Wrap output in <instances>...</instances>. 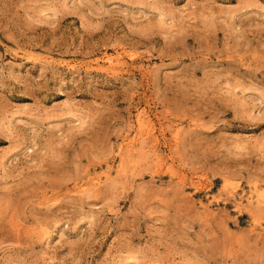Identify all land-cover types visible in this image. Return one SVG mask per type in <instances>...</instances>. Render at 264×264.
I'll return each mask as SVG.
<instances>
[{"label": "rangeland", "instance_id": "rangeland-1", "mask_svg": "<svg viewBox=\"0 0 264 264\" xmlns=\"http://www.w3.org/2000/svg\"><path fill=\"white\" fill-rule=\"evenodd\" d=\"M0 264H264V0H0Z\"/></svg>", "mask_w": 264, "mask_h": 264}, {"label": "bare ground", "instance_id": "bare-ground-1", "mask_svg": "<svg viewBox=\"0 0 264 264\" xmlns=\"http://www.w3.org/2000/svg\"><path fill=\"white\" fill-rule=\"evenodd\" d=\"M176 133V132H175Z\"/></svg>", "mask_w": 264, "mask_h": 264}]
</instances>
